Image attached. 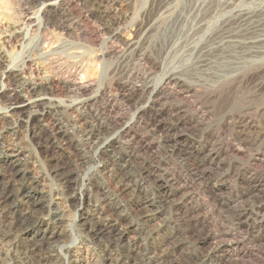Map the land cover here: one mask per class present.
<instances>
[{"label":"bare ground","instance_id":"1","mask_svg":"<svg viewBox=\"0 0 264 264\" xmlns=\"http://www.w3.org/2000/svg\"><path fill=\"white\" fill-rule=\"evenodd\" d=\"M8 1L0 0V178H7V184L0 187V244L3 243L8 248L6 254H0V264H81L83 260L81 252L86 243L91 244L99 252L100 264H177L174 261H167L161 256L163 253L160 255L156 249L150 247L154 245L153 243H148V249L144 248L145 243L149 242L153 235L151 229L146 233H140L139 237L131 236L129 244L128 241L121 242V237L114 241L104 238V233L117 230L113 224H110L111 220L119 217L118 210L124 211V207L122 208V204L119 203L118 194L121 196L130 188L142 192L141 185L147 183L145 177L150 176L147 174L150 170L153 181L150 183V180V184L143 191L145 198L154 201L156 193L152 186L157 183L156 188L159 187L164 183V178L169 177L164 175L163 178L157 169H151L145 162L142 165V160L138 162L140 153H147L152 148L164 152L170 147L174 148L180 132L200 134L204 120L207 118L203 107H198V103L192 101L197 85L181 78L175 70L162 74L157 81H154L155 78H150L160 66L162 68L159 61L150 53V47H154L162 39L160 37L161 39L157 41L154 33L159 28H163L160 26L165 23L164 19H167L166 16L169 18L173 13L175 16L171 18L172 20L167 19V25L183 22L182 14L186 12L183 6L179 9V5H174L175 2L177 3L176 0H151V4H157L156 14L145 20L148 11L144 9L140 22L137 19L135 21L130 19L128 23L125 19L131 14L124 17L111 14L112 10L121 12L125 0H19L18 7L9 10L4 7L9 5ZM197 1H193L194 8L190 11L195 13L194 19L197 21L195 31L203 32V36L197 44L199 46L193 63L201 71L211 68H227L231 71L228 75L218 77L212 87L219 88L218 90L226 89L224 95L228 90L235 91L239 86L251 83L252 73L259 67L254 68L257 63L254 62L255 58L264 57V10L239 9L235 4L237 0H204L200 3ZM218 11L224 14L219 15L220 18L217 16L219 19L213 28L203 31L207 18ZM4 14H7L10 23L4 20ZM162 15L166 16L159 24L158 17ZM133 22L134 24L137 22V26L135 25L137 28L134 29H139V35L129 39V32H125L117 25L128 23L129 26L125 27L128 30L129 27H133ZM52 29H58L60 35L68 40L76 37L78 32L84 41L102 44L99 50L100 63L108 65L107 57L113 58L112 63L110 61V72L122 76V82L113 81L112 84L93 89L97 81L88 79L82 71L81 59L84 58L82 51L70 52L68 58L70 69L65 71L64 75L61 74L58 71V63L63 62L64 55L60 57L56 53L59 46L55 42L60 36L56 31L57 33L54 32L56 37ZM25 32L29 35L38 32L37 34L41 36L42 41L38 49L42 61L41 68L34 65L33 59L29 56L20 64L8 65L7 48L13 43H20ZM54 37H56L55 41ZM170 43L164 41L163 48L168 47ZM217 56L222 59L221 62L216 59ZM261 72L262 78L256 82L258 91L264 86V71ZM46 73L59 76L55 80L51 77H42ZM115 77L113 76V79ZM167 106L168 108H165ZM259 109L258 111L264 110V106H259ZM189 110L194 111L192 117L187 115ZM251 111L252 105L249 104L238 112L237 116L224 118L223 126L229 131L228 137L226 135L224 137V132L221 131L206 137L208 150H205V154L200 158H194L193 152H184L182 157L186 162L188 175L193 180L199 182L204 180L209 175V171L227 172L237 169L234 159H241L246 154L258 166L259 173H264V141L262 140L264 131L254 136L258 131L259 123L257 124L254 115L250 116L253 114ZM152 116L155 119L151 118ZM37 117L39 119H36ZM162 117L167 118L161 119ZM33 122H37L35 127L40 125V129L38 133L30 134L31 140L28 139L30 144L33 141L36 143L39 139L38 145L42 144L47 150L53 151L52 156L69 158V163L72 165L73 162L75 169L92 163L87 169L88 173L81 180L78 190L81 196L87 194L94 196L93 201L85 204L88 208L84 209L83 213H79L78 218L69 226L73 240L55 248L51 245L43 247L42 244L27 243L22 239L23 235L33 233L36 230L34 226L43 224L44 220L40 219L39 215L34 219V223L25 222L26 217L31 213L28 211V205L36 182L33 179L36 177L33 179L28 177L30 170L26 167V163L21 162L25 147L21 145L20 140H15L11 136H16L20 126L25 124L28 129ZM182 125L184 127H180ZM141 131H147L149 135L158 132V135L152 143L143 134L142 136L137 134ZM90 151H93L92 155L86 156ZM123 158L124 162L119 164V160ZM111 160L117 165L113 171L108 170L106 166ZM131 166H137L135 173L128 170ZM94 173H109L113 178L118 176L114 185L115 192L118 193H110L102 187L96 188L95 191L92 187L96 177ZM51 175L53 188L47 199L42 197L33 203L39 204L41 212L46 213L45 217L49 222L57 224L65 220L57 201L70 200L78 190L73 191L70 176L61 169L55 168ZM255 183L258 191L254 201L232 210L237 228L246 225L250 216H255L256 221L264 223V211H262L264 207L261 202L264 195V180ZM122 184L125 187L121 188ZM12 186L15 187L10 190ZM175 189L180 194L181 200L190 201L192 198L188 184L180 182ZM20 205L27 207L26 210L24 209V214L20 212ZM122 216L124 215H121L120 219L123 218ZM139 219L138 216L133 217L136 226H141L142 222ZM102 222L106 224L103 225ZM239 242L236 240L228 244L238 247ZM221 244V240L215 242L216 246ZM113 250H116L117 257L110 253ZM243 251L239 254L240 259L247 255L249 258L254 256L251 252H245V249ZM194 253L197 260L188 259L187 264H205L206 255L203 256L196 251ZM255 255L259 262L264 260V252L259 250ZM184 260L185 258L180 264Z\"/></svg>","mask_w":264,"mask_h":264},{"label":"rangeland","instance_id":"2","mask_svg":"<svg viewBox=\"0 0 264 264\" xmlns=\"http://www.w3.org/2000/svg\"><path fill=\"white\" fill-rule=\"evenodd\" d=\"M176 1L177 3L175 2L174 5H179L178 8L183 6L182 8L186 11L184 14H182V20L184 23L182 21H178L171 25L172 23L168 22L169 24L167 25V21L174 18V13L171 14L169 18L166 16L167 14L158 17L159 24H161L162 19H164L165 16L168 20L164 19L165 23L163 22L162 26H160L163 28H159L160 31H155L154 34L157 36V41L161 38L162 39L157 45L150 47V53L159 61L163 69L160 66V68L157 69L155 74L150 78H155L154 81H157L162 76V74L175 70L181 76V78L185 79L189 83L197 85L198 88L196 87V93L192 98V101L198 103V107H203V110L207 114V118L204 120V125L202 126V131L200 134H192L189 131L180 132L178 140L180 142L177 141L174 148L170 147L166 152L160 150L157 151L155 148H152L148 151L149 153H140V160H138V162L142 160V165H144L143 163L145 162L146 165H148L151 169H157L159 174H162V177L164 175L169 177H163L164 183H162L159 187L156 188L157 183L156 185L152 186L154 192L156 193L154 201L145 198L143 191V189H146L147 185L153 181V175L150 170H148L147 173L150 176H148V178L145 177V179H147V183L141 185L142 182L140 181V185L143 186L142 192L130 188L123 192L121 196L118 194L119 203L122 204V208L124 207V211L123 209L118 210L117 215L119 214V217H114L113 220H111L112 222L110 224H113L117 230L104 233V238L114 241V239L121 237V242L127 243L128 241L127 244H129L131 242L130 238L139 237L140 233H146L151 229L153 231V235L151 236L149 242L147 241L145 243L146 247L144 248L148 249V243H153L154 245L150 247L156 249L157 253L159 254L163 253L160 255L163 258H166L167 261H174L175 263L180 264L181 260L185 258L182 264H187L188 259L192 258L194 261L197 260L196 256L194 255V252L196 251L198 254L203 256L206 255L204 258V260H206L204 262L205 264H264V260L259 262V259L255 258L257 257L255 255L256 251L260 250V252H264V223L256 221L255 216H250L248 217L249 221L246 225L241 228H237L236 222L234 220V211H232L235 207L239 208L243 205L246 206L248 203H252V201H254L258 191V187L256 186L255 182L264 180V173H259L260 171L257 170L258 166H256V164H254V162H252L246 154L241 159H234L233 162L236 163L237 169H232L227 172L224 170L209 171V175L205 177L204 180H201L200 183L199 181L193 180L188 175L186 162L182 157L185 151L193 152L194 158H200L203 156L205 154V150H208L206 137L212 136L216 131H221L222 133L224 132L223 136L225 137L226 135V137H228L229 131L227 128H225L226 126H223L222 120L227 117L230 118L232 116H237L238 112L242 111L244 107L249 104L252 105L253 111V114L250 116L253 117L254 115V119L256 118L255 120L257 124L259 123L258 131L255 132L254 136L259 133H263L264 110L258 111V109L259 106H264V86H262L260 91H258L256 89V82L260 81L263 75L261 71H264V57L259 59L255 58L256 60L253 59V61L255 60L254 62H257L255 63L254 68L258 66L260 68H255L256 70H254V73H252L253 77L251 83L244 85L245 87L241 85L235 91L228 90L225 95L224 92L226 89L218 90L219 88H212L214 83L218 80V77H221L222 75H228L231 71H229V69L227 70V68H211L207 71H201L195 66L193 63L195 59V52H197V48L199 46L197 44L199 41H201L203 32L201 33L199 31H195L197 21L194 19L195 13L190 11L194 8V0ZM201 1L204 0H198L197 2L200 3ZM237 1H235V4L237 7H239V9L249 10L255 8L256 10H264V0H249L246 2H240L239 0ZM7 3L9 5L7 4L8 6L6 7L5 5L4 7L8 8V10L16 9L20 4L19 0H9ZM151 3V0H125V5L122 7V11L118 12L117 10H112L113 12H111V14H118L122 17L131 14L127 19H125L126 22H128L130 19H134V21L137 19L140 22L142 19V10L145 9L148 11L145 20H148L150 17L156 14L155 11L157 4ZM220 13L218 11V13L216 12V14H213L210 18H207L208 21L206 20L207 23L204 25L202 30L206 31L213 28L215 22L221 17L219 15L224 14V12L221 14ZM4 15L6 17L7 14ZM217 16H219V18ZM5 17L4 20H7L6 22L10 23V19L7 17L6 19ZM128 23L124 25L123 23H120L117 26L123 28L125 32H129V39L136 38L139 35V29H134L137 28V22H135V24L133 22V27H129L127 30L125 27L129 26ZM52 30H54L53 34L58 32L59 34L57 35L60 36L57 37L55 34V36L59 39L55 42L59 46L58 50H56V53L60 57L64 55L62 56V58H64L63 62L58 63V71L61 74L64 75L65 71L70 69L68 63L70 52L72 53L76 51H82V54L84 55V58L82 57L83 60L81 59V63H83L82 71L88 79L97 81V85H95L93 89L112 84L113 81L122 82V76H117V73L115 75L111 74L112 72H110V64L112 63L113 58L107 57L106 63L109 61L108 65H102V63H100L99 50L101 49L102 44H99L98 42L88 43L83 40L78 32H76V37H72V39L68 40V38L60 35V31L58 29ZM162 31L165 34H163ZM37 33L38 32L29 35L25 32L23 35V40L20 43H13L7 48L8 65H15L18 63L20 64L22 61L27 59L25 57L29 56L30 59H33V64L41 68L42 61L38 49L42 40L41 36ZM56 37H54V41L56 40ZM166 40L167 43L171 42L170 44L172 46L168 44V47L165 46L163 48V42ZM70 41L73 43H70ZM54 47L57 48V46ZM55 57L57 58V56ZM216 59H218L219 62L222 61L219 56H217ZM103 68L105 69L103 70ZM44 75L45 76L42 77H51L54 80L59 76L57 74L49 75L47 73ZM112 75L116 76V79H113ZM257 75L258 77H256ZM254 78L256 79L254 80ZM119 79H121V81ZM37 82H39V80ZM208 87L210 88L209 90ZM241 87L244 88L242 89ZM225 96H228V98ZM251 98L255 99L253 100ZM165 108H168V106ZM193 114V110H189L187 113V115L190 117H192ZM154 116L151 118L155 119L156 116ZM166 118L167 117H162L161 119ZM36 119H39V117ZM146 119H148V116H146ZM36 123L37 122H33L30 127H28V129L25 124L24 126H20L21 128L19 127L17 129L16 136H11L15 140H20L21 145L25 147L21 157V162L26 163V167H28V170H30L28 177L32 179L36 177L33 179L36 182L34 184V191L31 192L32 198L28 205V211H31V213L30 216L26 217L25 222L32 224L35 222L34 219L36 216L39 215L40 219L44 220V225L37 224L38 226H34L36 227V230L33 233L23 235L22 239L26 240L27 243H38L42 244L43 247L51 245L55 248L59 245L67 244L73 240V237L69 232V226L73 223L74 219L78 218L79 213H83L85 211L84 209L88 208L85 204L92 203L91 201H93L94 196H88V194L87 196H81L78 190L82 183L81 180L88 173L87 169L91 167L92 163H88L80 167V169H75L73 162L72 165L69 163V158L67 159L66 157L52 156L51 153L53 151L47 150L42 144L38 145L37 141L39 139H37L36 143L33 141L32 144H30L28 142V139H30L31 136L30 134L32 132H39L40 129V125L35 127ZM180 127L184 126L182 125ZM157 133L158 132H156L155 135H149L147 134V131H141V133L138 132L137 134H143L144 137L148 138V141L151 140L150 142L153 143L155 141L154 138L156 139V136L158 135ZM262 140L264 141V133ZM92 152L93 151L86 153V156H91ZM71 158L73 159L72 156ZM123 162L124 158L119 160V164H122ZM115 165L116 163L112 160L110 164H106L107 169H112V171L116 168L117 165ZM136 167L137 166H131V168H128V170L135 173L137 171V169H135ZM142 167L144 168V166ZM55 168H59L68 174L71 178L72 189L74 188L73 191H75V189L78 190H76L77 192L70 200L57 201L60 204L58 208L65 216V220L57 224L49 222L47 217H45L46 213L41 212L39 204L33 203H36V201L42 197H44V199L46 197L47 199L50 190L53 188L51 173ZM95 176L96 177L92 185L95 191L97 190L96 188L102 187L103 189L105 188L107 191H110V193H116V186L114 187V185H116L115 181L119 178L118 176L113 178V176H111L109 173H99L95 174ZM180 182L188 184L192 200L190 199V201H188L187 199H180V194L175 189L176 185ZM5 184H7V178H0V187L2 185L5 186ZM14 187L15 186L10 187V190ZM123 187L125 186L122 184L121 188ZM41 191H43L42 194ZM261 202L264 207V195ZM26 208L27 207L20 205V212L24 214ZM262 211H264V208ZM121 215H124L125 218L122 216L123 218L120 219ZM135 216L140 218L139 220L142 222L141 226H136V224L133 223V217ZM102 223L103 225L106 224L105 222ZM105 229L108 230L109 228L105 227ZM219 240L222 241V244L220 246H216L215 242ZM236 240L240 241L238 247L229 246L228 243L235 242ZM90 245L91 244L86 243L84 245L85 248L82 249L81 253L83 260L81 264H100L98 262L99 252L96 251L95 247ZM144 248L142 246V251H144ZM243 249H245V252H251V254L254 256L249 258V256L246 254L247 256H244L240 259L239 254L244 252ZM7 252L8 248L3 243L0 244V254L3 255ZM110 253L117 257L116 250H113V252L111 251Z\"/></svg>","mask_w":264,"mask_h":264}]
</instances>
